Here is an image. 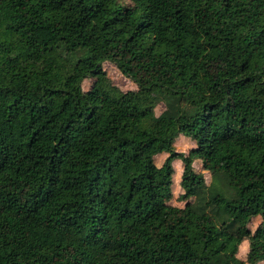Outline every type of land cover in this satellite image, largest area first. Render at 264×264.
Segmentation results:
<instances>
[{"label": "trees", "instance_id": "trees-1", "mask_svg": "<svg viewBox=\"0 0 264 264\" xmlns=\"http://www.w3.org/2000/svg\"><path fill=\"white\" fill-rule=\"evenodd\" d=\"M0 264H264V0H0Z\"/></svg>", "mask_w": 264, "mask_h": 264}, {"label": "rangeland", "instance_id": "rangeland-1", "mask_svg": "<svg viewBox=\"0 0 264 264\" xmlns=\"http://www.w3.org/2000/svg\"><path fill=\"white\" fill-rule=\"evenodd\" d=\"M103 67L106 70V76H104L100 80L99 88L102 92H104L108 96V98L110 99V104L114 101V99L119 97L126 90L135 88L134 83L128 77L122 75L112 63L105 62L103 64ZM91 82H92L91 78L85 79L83 81V88L88 89L91 86ZM151 102L152 101H151L150 95L144 94V95L137 96V103L142 108H148ZM163 109H164L163 103H159L155 106L154 114L148 120V123L150 125L153 126V125H157L162 122L161 112L163 111ZM109 110H110V105L104 108L98 109L96 111V117L98 121L103 122L105 118L107 117ZM119 118H120V122L125 127V129L128 131H131L133 127L132 120L126 117H119ZM84 138H86V133L81 127H79L71 139V144L75 145L79 141L83 140ZM192 145L193 143L190 140L182 136L177 137L174 142V146L176 147L177 150H180V151H187ZM139 159H140L139 154L137 152L131 151L127 158V164L124 166V168H121L120 170L116 171L115 173L116 179L120 180L124 178L126 175L132 173ZM160 159L157 158L158 161H160ZM174 165H176V167L179 169V163H174ZM196 168L201 170L198 164H196ZM205 177L208 181L209 180L208 172H205ZM180 192H181V189L177 185L176 181H174L173 197L170 200L171 204L182 205V202L177 200V196ZM106 199L107 201H110L111 197H106ZM138 204H139L138 198H134V200L131 203L128 217L125 221L121 223H117L112 218H110V226L113 231H117L118 229H121V228H127L130 225L136 223L137 213H138ZM106 240L107 242L110 241L109 238H107ZM92 251L95 257H105L108 255H111L109 251L105 250L102 243L94 245L92 247ZM243 253H244V244H241L239 246L237 255L239 257H242Z\"/></svg>", "mask_w": 264, "mask_h": 264}]
</instances>
